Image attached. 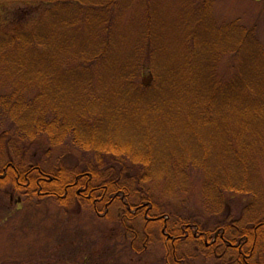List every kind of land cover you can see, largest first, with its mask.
Returning <instances> with one entry per match:
<instances>
[{
    "label": "rangeland",
    "instance_id": "374dc122",
    "mask_svg": "<svg viewBox=\"0 0 264 264\" xmlns=\"http://www.w3.org/2000/svg\"><path fill=\"white\" fill-rule=\"evenodd\" d=\"M93 1L97 5L103 0ZM48 9L37 0H1L0 39L44 20ZM90 10L109 14L108 18L121 11L109 25L111 36L115 34L114 48L118 47L116 53L120 55L118 64L104 70L102 60L93 70L85 62L76 66L72 58L76 52L71 53L69 43L66 46L70 53L64 48L57 58L63 61L58 74L68 75L67 80L75 78L73 83L67 81L70 86L64 93L68 110L74 115L71 120L82 124L84 130L89 123H101L100 128L112 135L101 150L112 156L106 158L101 152L68 142L49 146L45 142L20 141L14 135L4 138L2 134L11 121L6 111L9 105L0 106V167L6 168L11 162L20 172L33 166L81 172L88 168L96 171L101 164L125 176L130 170L145 171L147 164L158 177L143 183L141 189H135L133 179L129 184L136 198L150 196L149 210L137 214L132 210V217H128L122 196L112 202L106 199L96 206V212L90 203L74 195L65 205L55 198L27 196L21 191L13 192L11 197L13 186L0 183V264H240L230 241L240 228L253 224L249 220L254 214L264 216V152L253 150L249 158L252 164L242 170V165L236 166L231 146L224 141L226 135L220 138L211 133L215 121L193 122L187 114L202 109L199 101L189 103L194 91L215 88L218 82L222 87L232 85L243 74L255 79L256 89L264 91V0H119L111 10L79 3L67 13L61 12L70 30L63 29L59 40L71 42L73 32L85 31L82 26L76 25L74 30L70 25L79 19L84 25ZM77 13L79 18H73ZM21 20L25 22L21 24ZM114 25L116 29L112 30ZM242 29L253 33L243 46H238L234 33ZM108 37L104 29L96 39ZM109 55L106 51V63ZM192 58L203 59V64L192 67ZM12 59L15 67L8 64ZM11 60L3 48L0 97L11 98L17 90L24 93V99L36 97V72L32 68H28V74L16 69L27 64V57ZM98 72L104 79L117 74L116 79L107 78L109 85L104 84L102 89L97 81L86 87L87 80L95 79ZM122 73L130 77L127 83L121 80ZM257 76L263 78L261 84ZM262 100L264 104V96ZM143 141L149 145L145 147ZM199 143L206 145L204 149H199ZM130 149L143 159L134 164L121 162L120 154ZM20 160L25 167L18 166ZM214 177L246 178L249 187L245 194L226 197L218 206L212 203L215 194L208 185ZM157 217L165 219L164 230L152 223ZM176 218L196 222L194 232L197 236L204 233L203 238L181 239L174 247L168 229L176 224ZM222 225L233 226L219 231L224 232L227 244L214 235ZM208 230L211 237L205 236ZM255 246L246 255L245 264H264V237L260 236ZM243 249L247 252L248 246Z\"/></svg>",
    "mask_w": 264,
    "mask_h": 264
},
{
    "label": "trees",
    "instance_id": "16d2710c",
    "mask_svg": "<svg viewBox=\"0 0 264 264\" xmlns=\"http://www.w3.org/2000/svg\"><path fill=\"white\" fill-rule=\"evenodd\" d=\"M37 1L44 3L49 8L44 14L46 18L42 21L32 23L30 25L32 28L31 30L29 29L30 27L15 30L11 36H4L0 39V51L5 48L6 55L10 56V60L11 57H21L22 55L27 57V64L23 63L22 65H18L16 69L27 72L28 74V68H32L36 72V76L34 77L36 79L35 84L39 88L38 95L28 100L24 99V93H22L21 90L12 93L11 98L7 96L0 97V99H2V102H0L1 107L6 108L10 105L9 108H6V111L7 116L11 117V121L7 124L8 126H6L7 128L2 134V137H12V135H14L20 137V141L22 140L25 142L33 140L45 142L49 146H58L61 143L64 144L68 142L81 145L93 152H101L106 158L110 157L112 153H107V150V152H104L101 148L105 147L106 139L111 138L112 135L108 132H104L100 128L99 125L101 123L95 125L89 123L84 130L80 127L82 124L75 123L71 120V116L74 115L68 110L69 104L65 102L64 93L67 92L68 86H70L67 81H72L73 83L75 78L67 80L66 78L68 75L64 77L62 74H58L60 73L58 67L63 66V61L57 58L61 56L64 48L70 53L66 45L71 43L70 46L72 47L71 49H73L71 53L76 52L75 57H72L77 64L76 66H81L83 62H85L88 67L93 70L95 67H99L98 62L102 60L101 68L104 70V68H110L118 64L117 57L120 58V55L117 54L118 49L116 48L118 47L114 48L115 34L114 37L111 36L112 33L109 25L113 22L111 18L119 16L121 11H119L116 16L112 15V17L109 18V14L105 16L104 13L99 11L97 13L96 10H93V12L92 10L89 12L87 11L84 25H82V23L80 24V19L77 20L78 24L73 23L70 25L74 30L77 28L76 25L82 26L83 29L86 28L85 31H72L73 38L70 39L71 42L60 41L59 39L63 29L66 28L70 30L69 27H67V22L65 23V17L62 19L61 12H63L62 14L65 12L67 13L73 5L76 6V4L79 3L83 5L87 3L91 6H100L106 8V10H111L112 6L119 3V0L97 1L99 3L97 5L93 0H89L88 2L83 0ZM125 3L123 5L126 8L127 3ZM150 8L151 6L148 4V9ZM78 13L73 18L78 19ZM102 15H104V17H102ZM23 22L25 21L21 20V24ZM61 23L63 25H60ZM60 27L62 28L60 29ZM104 29L108 32L109 37L98 41L96 37H98L99 31L102 33ZM114 29H116L115 25L112 30ZM245 31L246 30L242 29L234 33L236 35L235 38L239 39L238 46H243L247 38L253 33L252 31ZM152 32V30L149 31L150 37ZM106 51L112 54V56L109 55L107 63L105 61ZM3 59L7 61L6 58ZM192 59V67L203 64V59ZM13 60L14 59L11 61ZM11 61H9L8 64L15 67L14 61ZM130 70L132 73V69ZM78 73L81 72L78 71L77 74ZM122 74H119L121 80H125L127 83L130 77ZM96 75L98 76L92 81L87 80L89 83H86L88 84L86 87H92V84L96 85L95 82L97 81L99 83L97 85L102 89L106 87L105 85H109V80L113 81L116 79L117 74L105 77V79L101 77V75L99 76V72ZM258 76L256 77V81L260 82V79L263 78ZM107 78H109V80H106ZM55 81L56 89L54 88ZM81 82L82 81H79L78 84ZM214 82H218V80L214 79ZM214 87L215 88L201 87V89L191 94L192 97L189 103L192 104V102L197 103L196 101H199L202 104V109L193 110L187 114V117L190 121H200L202 124H206L207 122L213 124L215 121L216 125L214 128H211V133L220 138L226 135L224 141H227L228 145L231 146L236 166H238V164L242 165V170H245L252 164L249 158L253 150L264 152V104L262 100L264 91L261 92V90L256 89L255 79L253 81L249 76L244 74L234 80L232 85L222 87L218 82ZM139 97L141 96L139 95ZM99 98V101H102L103 96ZM95 100H97V98H95ZM220 119L222 120L220 121ZM253 135L255 138H253ZM143 142L145 143L146 141ZM148 145L149 144L145 143V147ZM205 146V144L199 143V149H204ZM138 157H140L139 152L132 149L120 154L121 162H127L129 164H134L138 162V159H143ZM96 158H98V156H96ZM177 160H179V158ZM17 162L19 164L18 166L25 167L24 161L20 160ZM187 164L188 163H185V165ZM195 164V162H192V165ZM34 165L40 164L35 162ZM98 166L100 169L96 171H94L93 168H88L81 172L74 171L70 168L43 170L39 166H33L20 172L13 166V163L10 162L6 168L2 169L0 167V183L2 185L11 184V186H13V188H11V197L14 196L12 195L13 192L20 194L21 191L27 196L36 195L41 198H55L56 201H60L65 205V202L74 195L76 198L86 200L90 203L93 211L96 212V206L104 203L106 199L112 202L119 200L122 196L127 206V214H125L128 217H132V210H135L136 214L137 212H142V210L145 211L144 213L148 212L149 207L147 205L151 201L150 196L148 195L147 199H143L142 194L140 199L136 198L137 195H135L132 185L129 184L132 183L129 179L135 180L134 184L137 186L135 189H141L140 186L143 183L150 182L151 179L158 177L154 175L153 169L150 170V167L146 164L148 169L145 171L142 170L133 173V171L131 172L130 170V174L125 173V176H123L119 171L108 170L110 167L105 168L101 166V164H98ZM176 175V177H179V173ZM180 177L184 178V175L181 174ZM248 182L246 178H237V180H232L227 177L212 178L208 181V185L213 190V194H215L211 198L212 203L222 206L226 197L233 198L236 194H245L248 189L247 187H249ZM78 190L81 194L76 192ZM134 201H138L139 203L132 204ZM176 219V224L168 229V236L170 237L172 235L174 238L171 240L172 245L176 247L177 242L185 238L197 240V234L194 232V229L197 228L195 225L196 222L190 221V218ZM151 221L164 230V218L157 217L155 220ZM249 221L253 224L245 228H240L241 230L235 232L233 239L230 241L233 245L232 247L238 253L239 257L237 261L240 264H245L244 259L246 255L248 256L252 249L256 247L255 245L258 243L260 236L264 237V216L259 212L256 215L254 214ZM222 227L224 230H228L229 228H233V226L222 225L217 228L216 233H214L215 238H217L219 242L227 244V239L223 234L224 232H219ZM207 234L211 237L209 230L206 231L205 236ZM199 235V238H203L204 233H200ZM162 236L166 237L164 232ZM236 242L239 245H237ZM244 245L248 246L247 252L243 249ZM166 262L169 264L168 261Z\"/></svg>",
    "mask_w": 264,
    "mask_h": 264
},
{
    "label": "flooded vegetation",
    "instance_id": "af4514ba",
    "mask_svg": "<svg viewBox=\"0 0 264 264\" xmlns=\"http://www.w3.org/2000/svg\"><path fill=\"white\" fill-rule=\"evenodd\" d=\"M80 194H81V192H80Z\"/></svg>",
    "mask_w": 264,
    "mask_h": 264
},
{
    "label": "water",
    "instance_id": "95a60500",
    "mask_svg": "<svg viewBox=\"0 0 264 264\" xmlns=\"http://www.w3.org/2000/svg\"><path fill=\"white\" fill-rule=\"evenodd\" d=\"M144 83V82H143ZM145 84V83H144Z\"/></svg>",
    "mask_w": 264,
    "mask_h": 264
}]
</instances>
